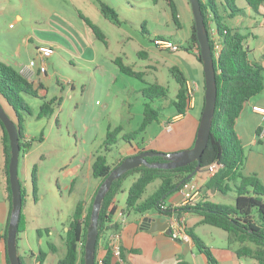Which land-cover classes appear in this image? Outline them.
Wrapping results in <instances>:
<instances>
[{
    "label": "rangeland",
    "instance_id": "obj_1",
    "mask_svg": "<svg viewBox=\"0 0 264 264\" xmlns=\"http://www.w3.org/2000/svg\"><path fill=\"white\" fill-rule=\"evenodd\" d=\"M103 1L116 8L121 19L118 25L103 15L95 16L107 35L109 45L96 39L94 33H89V36L85 33L83 20L75 10L77 7L85 11L82 0H0V55L18 66V63H29L36 58L38 46L54 48L48 59L45 88H39L38 96L24 95L33 111V114L24 113L25 131L30 136L26 140H32V147L27 155L20 154L18 163V177L26 192L24 213L28 222L26 234H21L20 249L29 252L39 248L48 250V242L59 243L58 253H52L50 257V260L56 257V261L46 263L45 260L43 264H58V258L64 254L63 228L76 207V198L70 193L71 180L94 160L97 153L106 154L111 164L119 161L122 155L118 145L111 151L102 148L108 127L122 123L128 131H133L141 125L146 101L141 90L145 86L160 83L169 88V93L164 99L152 102L160 110L159 119L147 127L139 144H145L144 139L160 136L168 141L167 146L171 148L175 143H187L176 131L166 133L161 123L166 122L168 114L173 111L171 102L178 88L171 67L181 63L191 80L198 79L196 68L203 69V64L187 49L192 32L191 5H187V0H175L181 10L179 19L182 27L179 28L171 17L166 0H158L157 3L153 0ZM237 4L243 8L247 3L237 0ZM17 13L23 17L22 20L16 17ZM254 16L256 23L249 29L257 36L252 38L250 34L249 37L254 57L260 58L264 53V49L259 48L264 43V26L261 25L264 17L257 13ZM238 19H242L239 25H249V15L237 17L229 24L235 25ZM157 36L178 44L179 50L160 43L163 39H157L155 43L153 39L159 38ZM141 50L147 51V55H138ZM96 55L100 64L93 59ZM118 56L134 69L144 71L143 79L121 73L114 62ZM262 96L264 91L256 97ZM54 97L61 98V104H54L51 115L37 118L41 104ZM249 108L248 104L241 120L248 121L250 130H244L242 134L239 131L241 121L236 127L245 142L256 136L259 125H264V118L257 113L251 112L245 119ZM193 111L190 109L189 112ZM245 156L243 173L253 171L264 183V138L246 145ZM35 164L38 168L36 193L32 181ZM133 180V176L127 177L124 180L125 191L118 195L119 205L123 207ZM158 183L156 180L150 184L144 197L152 193ZM218 196L223 203H235L234 191ZM47 229H53V232ZM199 233L208 245L217 246L227 235L225 230L209 224L201 227ZM194 252L199 254L197 249Z\"/></svg>",
    "mask_w": 264,
    "mask_h": 264
},
{
    "label": "trees",
    "instance_id": "obj_2",
    "mask_svg": "<svg viewBox=\"0 0 264 264\" xmlns=\"http://www.w3.org/2000/svg\"><path fill=\"white\" fill-rule=\"evenodd\" d=\"M169 6L171 17L174 23L180 28L182 23L179 19L180 9L175 0H166ZM253 12L264 17V0H245ZM101 13L114 23L120 25L121 19L116 8L103 0H97ZM157 3L158 0H153ZM189 5L190 2L187 0ZM205 24L209 33L210 43L213 52L214 66L218 86V97L216 112L212 124L211 137L205 149L201 167H209L218 163L220 167L212 173L204 185L206 190L218 191L226 194L234 191V205L223 202L208 200L207 193L203 199L195 205H186L177 209L179 216L185 212H193L201 216L200 224H209L219 227L227 232L228 244L234 249L236 255L255 259L258 264H264V183L257 174H245L242 171L245 161V147L239 134L236 131L237 124L249 102L264 91V62L254 60L250 57L246 45L247 35L239 26H231L228 18L244 13L238 6L237 0H200ZM95 38L108 44L105 32L94 23L89 17L80 14ZM192 32L188 50L192 51L202 64L200 45L196 35L194 18H192ZM157 39L169 40L164 36H157ZM170 41V40H169ZM173 43V42H172ZM221 45L218 56L215 55V47ZM176 44V43H174ZM179 50V45L176 44ZM147 51L138 52L140 56H146ZM264 59V54H263ZM114 62L121 73L131 77L143 79L144 71H138L131 65L124 62L118 56ZM171 71L178 83L176 97L171 102L174 107V115L185 114L191 108V99L187 93V77L178 64L171 67ZM37 88H35V87ZM43 84H35L21 70L14 65L0 60V103L7 114L17 123L20 130V146L23 155H27L32 147V140L25 139V117L24 113L33 114V111L26 101L24 95L38 96L39 88ZM203 90L205 91V77L203 72ZM141 93L146 101L144 102V117L141 125L133 130L126 131L125 126L120 123L116 126L109 125L106 139L102 145L104 151H111L115 145L123 141L131 145L139 144L140 137L147 127L159 119L160 110L152 105L156 99H164L168 96L169 88L160 83H151L145 86ZM57 102L61 104V98L54 97L41 104L37 118L49 116L54 112L53 106ZM205 103V96H204ZM1 143L4 149V175L6 178L10 212L4 232L6 247V262L10 264L7 254V232L12 212V190L10 185L9 163L11 158V146L8 132L0 120ZM262 126L257 128L260 133ZM143 140V139H142ZM139 154L145 150L144 147H136ZM129 155V156H131ZM123 156L115 164L108 161L104 153H97L94 160L86 166L82 175L71 182V190L76 200V207L69 220L68 229L64 232L65 254L58 259V264H84L85 245L87 241L88 227L91 224V215L96 193L107 178L112 169L123 159ZM149 162L166 161L164 156L147 157ZM197 161L186 166L166 169L141 165L124 173L116 179L111 189L107 192L100 208L98 220V239L95 251V264H98V253L103 245L107 251L103 257V264H116L109 244V236L112 232L119 231L120 223L114 220L118 209V195L125 191L124 180L130 175L133 182L127 189L126 206L123 213L145 214L151 211L160 212L161 205L165 204L166 198L173 192L179 190L181 185L189 180L188 176L194 172ZM37 164L32 172L33 190L37 191ZM97 181V186H94ZM191 179V178H190ZM159 180L153 188L152 193L144 197L150 184ZM80 185L79 189L73 190L74 185ZM22 186V185H21ZM25 197L26 192L22 188L23 208L19 220L17 242L19 235L25 230ZM50 231L51 229H47ZM192 237L197 249L207 258V264H219L211 247L194 231L192 227H186ZM39 231V235L41 236ZM82 247L79 248V243ZM49 250L56 252L57 247L53 242H48ZM19 248V246H18ZM47 252L40 251L38 260L43 263ZM21 261L25 264L22 255ZM124 260V253L122 250ZM178 264H188L180 262Z\"/></svg>",
    "mask_w": 264,
    "mask_h": 264
},
{
    "label": "crops",
    "instance_id": "obj_3",
    "mask_svg": "<svg viewBox=\"0 0 264 264\" xmlns=\"http://www.w3.org/2000/svg\"><path fill=\"white\" fill-rule=\"evenodd\" d=\"M82 1H84L85 11H83L82 9H77V7L75 9L79 18H81L80 14H83V15L89 17L94 23H96L100 27L99 23H97V21H96L97 19H95L96 18L95 16L101 17L103 14L100 11L97 0H82ZM187 5H189V4H187ZM245 5L246 6H244L242 8L244 10L243 14L236 15L232 18H228L227 22L229 23L231 20L234 21V19H236L237 17L240 18L242 15H249V17H250L249 25H246L244 27H243V25H239V24H241L242 19L241 20L238 19L236 24L233 26L241 27L243 33H245L248 36L246 39V45L248 46L249 50H251L250 57L254 60L264 62V59H263L264 53L261 54L260 58H255L254 53L252 52V51H254V48H251V38L249 37V35L251 34V37L253 38V37L257 36V34L254 32H251V30L249 28H252L254 26V23H256V19L254 16L255 12L253 13L252 9L247 4H245ZM188 7L189 6H187L186 10L188 9ZM88 12H91L92 15ZM16 17L20 20L23 19V17L19 13L16 14ZM103 17H105V16L103 15ZM83 23H84V31L87 34V36H89V33H93V32L90 30V28L84 22V20H83ZM261 25L264 26V22ZM263 39L264 38L262 36V40ZM107 40H108V38H107ZM262 44L263 45L259 46V48L262 47L264 49V43H262ZM107 45H109V40H108ZM93 59L95 60V62H98V64H100L99 63L100 60L98 58V55H96L95 58H93ZM0 60L11 64L10 61L6 60L2 55H0ZM26 64H28V63L24 64L23 62H21V63H18V66H15V65L14 66L23 72V66H25ZM179 66L183 70V72L185 73L181 63ZM196 70H197V73H195V75L198 78L197 80H191L190 77L186 76L188 81H196L199 83V89L197 90V96L193 99V101L190 102V105H191L190 109H193L194 111L192 113H190L189 112L190 109H189V111H187L185 114L174 115L175 111L173 108V111L168 114L166 122L161 123L163 126V129H165L164 131H166V133H168L170 131H172V132L176 131L177 135L181 134L180 136L184 137L187 143H180V144L175 143V146L171 148V147L167 146L168 141L166 142L165 139L162 136H160L159 138L157 137L154 139H147V140L144 139L143 141H145L146 143L141 145V147H144L145 149H153V150L163 151V152H171L170 150L176 152L178 150H183L185 148H190L193 146L195 139H196V136H197V130L199 127V122H200L202 110L204 107V96H205V91L203 90V69L196 68ZM36 73H38V72H36ZM36 73L33 75V78H29V79L31 81L35 82V84H43L44 87L41 89H44L45 88V82L44 81L48 75V69H47L46 73L40 72L39 75ZM253 104L264 105V96L258 97V98L254 97L249 102L250 112H247V114L245 116L246 120H247V115L249 113H251V112L255 113L252 111V105ZM240 121H241V125L239 127V131L242 133L244 130H247V132H248L250 130V127H249L250 125H249L248 121H245V120H243V121L240 120ZM240 121H239V123H240ZM168 123H173V129L170 131H168L166 129V126ZM259 126H262L261 132L257 133V130H256V136L254 137L252 135L253 137H251L250 141L245 142V140H243L244 147H246V145L251 144V143H257L258 140H262L264 138V125H259ZM125 130L128 131L126 127H125ZM1 134L2 133L0 130V150H1L0 151V188H1V194H0V264H7L6 254H5L6 247H5L3 235L5 232V227H6L8 215L10 212V202H9V198H8L6 178L4 175V149H3V146L1 143ZM27 137L30 138L29 134L26 132L25 133V139H28ZM155 143L157 144V146H153ZM117 145L119 146L120 153H121L122 157L123 156H129V155L135 153L136 149H137L136 147L139 146L137 144L131 145V144L123 142V141L119 142ZM90 163H88V164H90ZM82 172L77 177H75L74 179H78L82 175ZM252 172L253 171H249L248 173H245V174H256V173H252ZM209 177H210V174L207 172V167H205L204 171L198 172L197 174H195V176L193 178L196 179L197 181H199L203 185V194H205V191H206L207 196H208V198H207L208 200L221 202V198H219V196H218L221 192H218V191L213 192L210 190H206L204 187V185L206 184ZM72 180H71V182H72ZM71 182H70V193L73 194L74 191L71 190ZM93 184H94V186H97L98 182L94 181ZM79 188H80V185L75 184L73 187V190H76ZM222 194H224V193H222ZM181 201H182V196H181L179 191H176V192L171 193L166 198L165 204L168 206H174L176 204L181 203ZM124 207L119 205L118 209L114 215V220H116L120 223L119 232L121 233V245H122V250L124 253L123 264H178L180 262H187L188 264H207V258L205 257L204 254H202L197 249V247L195 246V243H194L191 236H190V239L172 238L171 235L168 234L166 231H163V230L151 231L150 225L144 223V216H146V215L154 217V218L160 217V218H162V220L167 221V218L164 214H162L159 211L158 212L151 211V212H148L145 214H137L134 212L125 213L122 216L121 213L123 212ZM23 212H24V210H23ZM24 215H25V230L22 233H20V235H19V241H18L19 248H18V250H19V254L22 255V257H23L25 264H43L38 260V257L40 256V251L47 252L45 259H44V261L47 259L46 263H52V262L56 261V257L52 258L51 260H50V257L47 258L49 252H50V254L58 253L57 251L56 252L50 251L49 246L47 248L48 250L39 248L38 251L31 250L30 252L25 250V249H20V243L22 241L21 234H23V235L26 234L27 224H28L27 216L25 213H24ZM182 216L184 219L185 227L194 228V231L201 237L199 230L201 229V227L206 225V224H200L199 223L201 220V216H199L198 214L193 213V212H185L184 214H182ZM68 224H69V222L64 226V228H63L64 232L68 229L67 228ZM52 230L53 229H51L50 232H53ZM64 234L61 236L63 243H64V239H63ZM54 244L56 247H58L59 243L58 244L54 243ZM208 246L211 247L215 257L217 258V260L219 262V264H255V262L252 260V258H249V257L239 258L236 255L234 249L231 248L228 244L227 235H226L223 243H221L220 246H217L214 244L208 245ZM195 249H197L199 254H196L194 252ZM63 250H64L63 252L65 254V251H66L65 243H64ZM106 253H107V251H106L105 247L103 245H101L100 249H99V253H98V258L104 257ZM59 258H61V257H59ZM244 258H246V259H244Z\"/></svg>",
    "mask_w": 264,
    "mask_h": 264
},
{
    "label": "water",
    "instance_id": "obj_4",
    "mask_svg": "<svg viewBox=\"0 0 264 264\" xmlns=\"http://www.w3.org/2000/svg\"><path fill=\"white\" fill-rule=\"evenodd\" d=\"M189 2L191 4V11L195 22L196 35L200 45L201 60L205 77V103L202 110L194 145L190 148L176 152H163L153 149L145 150L139 154L126 157L112 169L110 174L100 185L94 199L91 224L88 227L87 241L85 245L84 264H95V251L98 239V220L100 216V208L107 192L111 189V186L116 179L120 178L127 171L141 165L172 169L186 166L194 161H197L196 169L188 176V179L193 178L198 172L205 170V168L201 167V161L203 153L207 148L211 137L212 124L216 112L218 86L212 47L210 43L209 33L205 24L204 15L202 13L200 0H189ZM0 120L3 122L8 132L11 146L9 175L12 190V212L7 232V254L10 260V264H23L19 254L17 242L19 220L23 208L22 186L18 177V163L21 151L20 130L17 123L7 114L5 108L1 103ZM152 156H164L167 158V160L163 162H149L147 160V157ZM144 223L150 225L151 231L163 230L170 234L168 221H164L160 217L154 218L146 215L144 216ZM51 256L52 254H48L47 258Z\"/></svg>",
    "mask_w": 264,
    "mask_h": 264
},
{
    "label": "built area",
    "instance_id": "obj_5",
    "mask_svg": "<svg viewBox=\"0 0 264 264\" xmlns=\"http://www.w3.org/2000/svg\"><path fill=\"white\" fill-rule=\"evenodd\" d=\"M164 43L166 47L177 51L176 44L163 40L159 41ZM221 50V45L218 43L215 47V55L218 56ZM38 56L31 59L28 64L23 66V74L31 78L36 72L46 73L48 69V59L53 55L54 48L50 45H41L37 47ZM187 93L193 101L196 92L199 89V83L196 81H187ZM191 106V105H190ZM252 111L261 115L264 118V105L253 104ZM168 131L173 129V123H168L166 126ZM220 165L213 163L207 167V172L211 175L216 172ZM182 196V201L174 206L166 204L161 205L160 212L164 214L169 223L170 235L172 238L190 239V235L186 230L183 216H179L177 209L186 205H195L203 199V185L194 178L185 181L178 190ZM125 213H121L123 216ZM109 244L112 250L113 257L116 264H123L121 233L119 231L112 232L109 236ZM82 247V242L79 243V248ZM98 264H103V257L98 258Z\"/></svg>",
    "mask_w": 264,
    "mask_h": 264
}]
</instances>
